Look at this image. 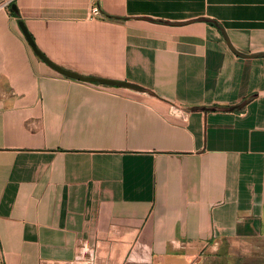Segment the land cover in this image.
Segmentation results:
<instances>
[{
  "label": "crops",
  "instance_id": "crops-1",
  "mask_svg": "<svg viewBox=\"0 0 264 264\" xmlns=\"http://www.w3.org/2000/svg\"><path fill=\"white\" fill-rule=\"evenodd\" d=\"M0 264H264V0H0Z\"/></svg>",
  "mask_w": 264,
  "mask_h": 264
},
{
  "label": "water",
  "instance_id": "water-1",
  "mask_svg": "<svg viewBox=\"0 0 264 264\" xmlns=\"http://www.w3.org/2000/svg\"><path fill=\"white\" fill-rule=\"evenodd\" d=\"M22 30L23 33L28 41V43L32 46L33 50L38 54L39 57H41L47 64H49L52 68H54L57 72H59L60 74L69 77V78H73L76 80H81V81H85V82H98L100 84H118V85H122V86H129V87H133V88H137V86H134L132 84H129L127 82H123V81H113V80H109V79H103V78H94L91 76H83L80 74H77L75 72L66 70L64 68H61L53 63H51L49 60H47L45 58L44 55H42L34 46L33 41L31 39V37L29 36V34L26 32V30L24 29V27L22 26ZM246 56H251V55H246Z\"/></svg>",
  "mask_w": 264,
  "mask_h": 264
},
{
  "label": "built area",
  "instance_id": "built-area-1",
  "mask_svg": "<svg viewBox=\"0 0 264 264\" xmlns=\"http://www.w3.org/2000/svg\"><path fill=\"white\" fill-rule=\"evenodd\" d=\"M91 15H92V16H97V15H99V9H98L97 6H93V7L91 8Z\"/></svg>",
  "mask_w": 264,
  "mask_h": 264
}]
</instances>
